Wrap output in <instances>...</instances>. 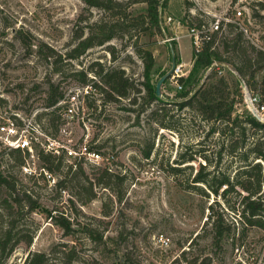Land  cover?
I'll list each match as a JSON object with an SVG mask.
<instances>
[{
    "label": "rangeland",
    "instance_id": "rangeland-1",
    "mask_svg": "<svg viewBox=\"0 0 264 264\" xmlns=\"http://www.w3.org/2000/svg\"><path fill=\"white\" fill-rule=\"evenodd\" d=\"M164 1L161 7L162 34L145 33L139 36L138 43L144 44L155 55L151 73L155 85L162 76L171 72L161 86L159 98L170 106L169 114L174 113L180 131L162 127L154 120L152 110L164 105L163 102L155 101L142 111L143 98L139 96L137 102H133L140 95L135 90L129 97L107 101L105 94L92 88L83 98L82 89L86 85L80 79V71L96 77L88 69L96 61L107 68H124L135 85L143 89L144 62L137 51L133 32L119 34L103 45L93 46L79 58L66 57L78 41L80 30L89 33V26L105 16L103 9L91 6L86 0H0V124L12 121L17 127V136L26 132L30 137L32 151L28 150L30 155L26 165L10 168L19 178L18 187L29 189L41 203L37 211L23 213L17 220V228L32 231L38 226L34 230L32 244H18L6 264H21L30 251L50 252L61 242L76 245L81 257L76 264H90L94 258L103 264L124 263L126 252L136 264H190L194 258H197V264H203L206 257L211 258V264H264V230L254 227L246 231L238 214L228 208L223 197L211 192L204 184L195 186L193 178L205 160L196 154L193 161L176 163L180 155L195 153L202 147L215 155L219 140L216 134L203 144L199 142L209 126L190 109L179 110L173 105L174 101L181 100L178 93L187 84L179 82L180 88L172 77L179 63L184 65L183 78L187 79L193 73L195 51L189 28L198 16L207 22L212 13L230 14L238 7L246 17H250L252 32L264 42V18H253L256 9L264 15V10L257 4L264 0ZM124 2L125 5L128 3L127 11L134 14L146 9L142 0ZM17 32L24 34L33 46H27V41L17 37ZM42 43L45 45L40 46ZM46 45L62 56L60 61L46 56ZM226 63L222 75L228 77L232 84L239 80L243 91L246 83L233 72V66ZM210 71L209 68L199 71L202 81ZM257 77L260 79V74ZM50 81L58 85L65 95L73 90L79 92L83 107L80 105L77 109L67 134H57L58 146L49 147L53 128L46 118L39 120L38 115L45 110ZM96 81L100 83L99 77ZM239 100L235 113L248 111L244 97ZM60 122L61 127L65 119L60 118ZM151 141H154V149L146 157L144 153ZM83 145L96 149L101 157L91 160L81 153L69 154L70 150L79 153ZM5 146L8 145L0 135V152ZM41 147L54 148L58 153L61 152L58 149L65 147L68 153L66 161L81 160L93 179L106 165L117 173L125 174L123 200L118 201L108 188L95 185L97 197L86 204L78 202V211L73 210L69 201L73 196L69 190L59 192L53 186L60 173L46 171L45 177L40 175L42 163L37 151ZM4 157H8L7 154ZM173 165L182 167L183 171L174 174ZM238 165L240 162L225 156L220 169L234 174ZM202 189L210 196L205 195ZM242 193L246 192L242 190ZM238 198L237 192L228 196L230 203L235 205ZM210 205L216 212L225 210V224H232L231 234L220 243L215 242L214 232L207 223L213 212ZM54 207L64 209L70 218L76 214L79 221L103 232L106 244L98 247L95 241L81 233L77 237L65 235L63 229L48 218V211ZM105 207L110 210L108 215L104 213ZM110 237H117V241L110 240ZM183 252H186L185 257Z\"/></svg>",
    "mask_w": 264,
    "mask_h": 264
},
{
    "label": "trees",
    "instance_id": "trees-1",
    "mask_svg": "<svg viewBox=\"0 0 264 264\" xmlns=\"http://www.w3.org/2000/svg\"><path fill=\"white\" fill-rule=\"evenodd\" d=\"M86 1L91 6L103 9L105 16L89 26V33L86 34L84 29L80 30L78 41L66 53V57L79 58L93 46L103 45L119 34L133 32L137 39L135 41L137 51L144 62V81L142 89L135 85L134 80L124 68H107L101 62L96 61L88 69L94 72L96 77H99L100 83L96 81V77H89L87 71L84 70L80 71L82 83L90 84L101 94H105L107 101L129 97L135 90L136 94L140 95H137L133 102L136 103L138 97L141 96L143 98L142 111L155 101L163 102L157 94V84L152 82L151 73L155 64V55L150 49L145 48L144 44L138 43V38L148 32L162 34L164 25L161 18V7L165 1L142 0L146 3V9L136 14L127 11L128 3L125 5L124 0ZM132 2L135 3V1ZM257 4L264 10V1ZM258 17L264 18V15H261L259 9H256L253 18L257 20ZM200 18L198 16L190 27L201 26L205 23V20ZM17 37H20L24 42L27 41L25 35L20 32H17ZM26 44L29 47L33 46V42L30 40ZM43 45L45 43L40 46ZM46 46L48 48L46 56L48 58L55 57L56 62L60 61L62 56L57 54L54 48ZM194 58L195 68L191 77L180 78V82L183 81L187 87L178 93V98L181 100L174 101L173 105L179 110L190 109L200 117L204 124L209 126L206 135L199 141L201 144L216 134H218L219 143L215 155L207 153L209 150L202 147L195 153L192 151L180 155L181 157L176 163L193 161L196 159V154H199L205 163L201 164L193 178L195 186L204 184L211 192L223 197L228 208L238 214L246 231L254 227L264 230V121L247 110L235 113L236 103L243 98L239 80L232 84L228 77L218 74L214 69H211L204 81L198 75L201 69L209 68L214 61L227 62L226 64L232 65L237 71L250 91L260 90L264 94V52L256 48L237 25L229 23L221 33H213L212 38L204 42L202 50L199 53H194ZM258 74L261 76L260 79L257 77ZM64 97V91L50 81L45 110L38 115V118L39 120L47 119L49 126L53 128L51 133L53 139H56L60 132V118H62L61 113L65 106L62 105ZM89 104L92 106L91 103ZM163 104L152 110L154 120L159 122L162 127L180 131L181 128L177 124L178 121L174 113L170 111L169 114L170 106L165 102ZM190 148L193 149L194 146L191 145ZM153 149L154 141H151L144 155L149 157ZM59 151L61 152L58 153L54 149L45 147L38 149L37 156L42 163L40 175L45 177L46 171L51 174L60 173L61 176L53 186L59 192L69 190L73 196L69 199L70 207L72 206L73 210L78 211V202L86 204L97 197L95 185L108 188L116 195L118 201L123 200L125 191L122 185L127 179L125 174L117 173L106 165L100 168L98 175L93 179L84 169L81 160L69 163L66 161L67 149L61 147ZM5 154L8 157H4ZM29 155L28 149L20 147L5 146V149L0 152V264H6V260L21 242L31 245L34 230L38 228L37 226L32 231L26 228H17V220L23 213H33L41 205L40 200L29 189L18 187L19 178L10 168L13 166L22 168L26 165ZM225 156L231 157L232 161L235 159L240 162L234 174L221 171L220 166ZM4 163L5 165L9 163V165L5 166ZM211 166L213 169L209 170ZM171 169L176 175L183 171L182 167L178 165L171 166ZM223 187L224 189H222ZM202 190L205 195L210 196L205 189ZM242 190L246 193L243 194ZM232 192H237L239 196L237 205L230 203L228 199ZM209 208L213 209V212L207 223L210 224L214 232L215 242L220 243L221 239L231 234L232 224L228 222L225 224V210L216 212L213 205H210ZM104 213L108 215L109 208L105 207ZM48 218L62 228L65 235L77 237L81 233L95 241L98 247L106 244L103 232H98L89 224L79 221L76 214L71 218L68 217L66 211L61 207H54L48 211ZM109 239L117 241V237ZM124 255V263L115 262V264H136L128 252ZM185 255L186 252H183V257ZM54 260H56L55 263ZM80 260L81 257L75 244L61 242L57 243L50 252L30 251L21 264H76ZM89 263L103 264L98 258L92 259ZM190 264H197V258L190 261ZM203 264H211V258H204Z\"/></svg>",
    "mask_w": 264,
    "mask_h": 264
},
{
    "label": "built area",
    "instance_id": "built-area-1",
    "mask_svg": "<svg viewBox=\"0 0 264 264\" xmlns=\"http://www.w3.org/2000/svg\"><path fill=\"white\" fill-rule=\"evenodd\" d=\"M208 14H210L208 12ZM212 17L210 19L203 23L201 26H192L189 28L190 34L193 37V44H194V50L196 53H199L204 45V42L207 40H210L212 38V34L219 32L221 33L225 26L229 23H233L237 25L241 30L244 31L247 38L250 40V42L259 50H262L264 52V42L259 39V37L252 32L251 28V19L250 17H246L245 12L240 8H235L230 14H210ZM171 17H169V20ZM218 41L216 42V44ZM224 63L214 61L209 69H214L218 72V74H223V67ZM183 63H179L175 66L174 73L172 74V77L175 78L178 86L182 88V85L179 83L180 78L185 75V72L183 71ZM233 70V69H232ZM234 73L237 74L236 70H233ZM93 86L90 84H87L80 92L82 93L83 98L86 97L87 93H89L90 89H92ZM243 97L244 102L246 103V107L248 108V111L255 115L257 118H259L261 121H264V94L258 90V91H250L247 84L244 85L243 88ZM62 102H66V105L64 106L62 110V118L65 119V123L60 128L61 134H67L69 123L74 119L75 115L77 114V109L80 107V93L76 91H69L66 93L64 100ZM83 107V105H81ZM18 130L14 122H4L0 124V135L1 138L6 142V144L10 147H20L22 149H28L32 151V147L30 145V137L26 132H23L19 136H17ZM50 146H58V141L56 139L49 140V147ZM54 149V148H53ZM55 150V149H54ZM57 150V149H56ZM79 153H77L75 150H70L69 154H82L84 157L89 158L91 160H97L101 157V153L98 152L96 149L90 148L89 145H83L79 149ZM59 151V149L57 150Z\"/></svg>",
    "mask_w": 264,
    "mask_h": 264
},
{
    "label": "water",
    "instance_id": "water-1",
    "mask_svg": "<svg viewBox=\"0 0 264 264\" xmlns=\"http://www.w3.org/2000/svg\"><path fill=\"white\" fill-rule=\"evenodd\" d=\"M171 72L165 74L164 76H162L160 78V80L158 81L157 85H156V91L157 94L160 96L161 95V86L163 84V82L170 76Z\"/></svg>",
    "mask_w": 264,
    "mask_h": 264
}]
</instances>
